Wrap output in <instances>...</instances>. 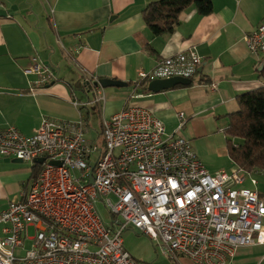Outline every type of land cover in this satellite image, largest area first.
<instances>
[{"label":"built area","instance_id":"built-area-1","mask_svg":"<svg viewBox=\"0 0 264 264\" xmlns=\"http://www.w3.org/2000/svg\"><path fill=\"white\" fill-rule=\"evenodd\" d=\"M245 42L252 54L264 53V23ZM202 63L193 49L183 51L140 72L139 83L192 80ZM24 71L39 76V85L58 80L36 59ZM93 89L92 101L72 99L77 121L43 117L31 136L14 126L0 130V156L40 170L22 198L0 214V264H142L125 249L122 234L129 226L161 241L165 255L181 264H229L237 248L264 244V200L253 174H211L190 140L167 133L164 122L141 106L126 105L103 119L104 147L89 140L83 112L105 103L102 88ZM26 240L31 247L18 257Z\"/></svg>","mask_w":264,"mask_h":264},{"label":"crops","instance_id":"crops-1","mask_svg":"<svg viewBox=\"0 0 264 264\" xmlns=\"http://www.w3.org/2000/svg\"><path fill=\"white\" fill-rule=\"evenodd\" d=\"M154 1L0 0V11L13 12L0 17V130L14 126L31 136L43 117L77 121L72 99L92 101L91 82L112 80L128 86L101 87L105 103L82 110L89 126L92 108L103 121L126 105L141 106L164 122L167 133L190 140L210 173L237 170L225 130L228 115L239 110L237 97L264 86V53L252 54L245 42L264 23V0H214L209 16L188 8L175 31L163 36H154L143 19ZM190 49L203 58L191 85L137 92L140 72ZM32 59L58 80L39 85V76L26 75ZM8 159L0 156V214L22 198L33 177L23 162ZM255 177L264 200V176ZM229 264H264V244L237 248Z\"/></svg>","mask_w":264,"mask_h":264},{"label":"trees","instance_id":"trees-1","mask_svg":"<svg viewBox=\"0 0 264 264\" xmlns=\"http://www.w3.org/2000/svg\"><path fill=\"white\" fill-rule=\"evenodd\" d=\"M191 7L201 16H209L214 12V0H157L143 11V19L154 36L168 35ZM259 74L264 79V69ZM137 85V92L151 93L147 82ZM237 102L239 110L228 115L229 126L225 130L229 155L237 170L264 176V86L239 95ZM102 135L99 133L104 147ZM32 171L35 177L40 170L32 168Z\"/></svg>","mask_w":264,"mask_h":264},{"label":"rangeland","instance_id":"rangeland-1","mask_svg":"<svg viewBox=\"0 0 264 264\" xmlns=\"http://www.w3.org/2000/svg\"><path fill=\"white\" fill-rule=\"evenodd\" d=\"M82 84V82H81ZM91 93V92H90ZM94 97V95H91ZM92 118L90 120L89 132L87 138L90 140H96L99 133H102L103 125L101 119L100 110L96 108L91 109ZM19 165H24L29 170L32 169V164L30 162H23ZM231 173V171L229 172ZM213 174V173H211ZM264 178V177H261ZM264 186V185H263ZM96 206L99 210V213L106 223V225L112 227L113 220L109 213V210L106 208L105 201L98 199ZM116 227L120 228V225L117 222H122L121 218H116ZM30 236L34 235V230L30 229ZM124 241L125 249L142 264H181L177 263L175 260L169 258L165 255L162 249V242H155L146 236L141 230L136 229L132 226H129L127 230L122 234ZM31 247V241L26 240L23 247L17 248L15 253L18 257H25L27 250ZM182 264H191L188 261H183Z\"/></svg>","mask_w":264,"mask_h":264},{"label":"water","instance_id":"water-1","mask_svg":"<svg viewBox=\"0 0 264 264\" xmlns=\"http://www.w3.org/2000/svg\"><path fill=\"white\" fill-rule=\"evenodd\" d=\"M8 14L13 15L12 10L10 11H0V17H6ZM264 69V61L262 62L259 70L262 72ZM193 83V80L191 79H184V78H172V79H164V80H156L152 81L148 89L151 92L157 93L161 92L164 90H168L177 86H189ZM92 86V85H91ZM128 84L122 83V82H117V81H112V80H101L97 81L93 84L92 87H102V88H108V87H115V88H122V87H127ZM11 159H8L7 161H10ZM17 162H23L20 159H15ZM44 159L40 158L36 162L41 164L43 163ZM57 163V162H56ZM19 201V200H18ZM17 201V202H18ZM15 202V203H17Z\"/></svg>","mask_w":264,"mask_h":264}]
</instances>
